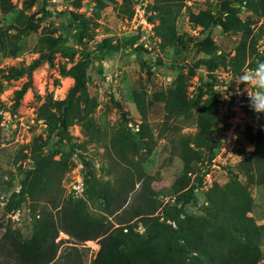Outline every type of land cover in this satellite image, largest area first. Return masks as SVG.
I'll use <instances>...</instances> for the list:
<instances>
[{"label":"rangeland","instance_id":"rangeland-1","mask_svg":"<svg viewBox=\"0 0 264 264\" xmlns=\"http://www.w3.org/2000/svg\"><path fill=\"white\" fill-rule=\"evenodd\" d=\"M44 3L52 15H43L40 8ZM154 3L155 0H0V238L5 234L21 240L29 238L34 218L42 214L50 215L58 224L61 204L72 197L68 189L74 152L83 165L85 189L80 198L85 201V211L103 217L113 227L134 209H144L153 201L158 204L154 215L176 202L177 193L171 185L183 167L177 151L181 150L183 138L192 136L197 127L194 119L185 117L165 121L163 97L169 89L181 85L187 99L196 95L200 99L198 107L192 108L193 115L206 105L200 112L205 118H214L216 107L210 100L208 76L216 70L234 71L238 63L242 69L252 61L260 62L258 55L264 54V13L258 0H185L172 8V14L152 12L150 6ZM141 5H146L147 18L152 17L155 22V36L138 25L140 20L133 21L134 9ZM70 12L86 19L79 39L72 36L73 29L68 27ZM200 12L212 18L201 15V22L196 23L194 16ZM215 19L226 25L211 24ZM238 20L250 28L245 36L246 53L240 58L235 54L242 31L233 29ZM64 33L69 34V45L78 50L74 57L67 59L55 53L51 62L42 59L40 40ZM134 36L137 38L131 45L129 40ZM105 39L125 47L100 60L96 52ZM249 44H253V50ZM83 60L88 62L87 91L97 101L91 113L96 130L90 128L86 132L81 122L73 119L68 135L58 141L39 117V110L49 99L66 96L74 83L72 68ZM35 62L28 74L6 77L10 67ZM263 114H258L262 128ZM116 139H130L137 147L135 153L126 151L125 161L118 155L122 141H118L117 148L113 144ZM31 149L67 164L60 181L54 178L47 193H41L37 201L20 193L26 171L33 167ZM246 149L239 151L242 158L255 147ZM199 160L191 161L192 174ZM235 173L242 182L245 180L239 163L220 171L218 179L225 184ZM129 176L132 186L130 183L126 195L119 199ZM249 188L254 198L250 215L258 224H264V189L253 184ZM197 200L176 202L182 205L181 218L191 214L207 216L205 205H198ZM116 205L120 207L115 208ZM135 220L138 217L132 221ZM180 222L184 233L185 221ZM137 229H141L140 223ZM262 233L259 264H264V229ZM100 238L78 241L58 229V255H69L53 264H93ZM184 259L189 264H203L202 257L192 252L185 253ZM3 261L0 257V264H6Z\"/></svg>","mask_w":264,"mask_h":264},{"label":"trees","instance_id":"trees-1","mask_svg":"<svg viewBox=\"0 0 264 264\" xmlns=\"http://www.w3.org/2000/svg\"><path fill=\"white\" fill-rule=\"evenodd\" d=\"M184 2L185 0H155L150 7L154 13L158 11L160 14L166 12L172 14V8ZM258 3L264 13V0H258ZM252 4L251 1L250 8L253 9ZM40 9L44 16L52 15L45 3ZM201 15L209 14L200 12L195 15L196 23L201 22ZM209 18L212 17L209 15ZM149 19L153 20L152 17ZM85 24L86 19L83 16L70 12L68 27L73 29L74 38H80ZM211 24L226 25L220 19L212 20ZM233 29L242 31V38L235 54L237 58H240L246 53L245 36L250 33V28L245 22L238 20ZM136 38L137 36L131 38L129 44L132 45ZM68 39V33L54 37L44 36L40 40L41 58L51 62L55 53L67 59L73 58L78 50L69 45ZM120 47H125V45L120 46L118 42L112 43L111 39H105L98 45L96 57L101 60L107 55L116 53ZM249 47L250 50L254 49L253 44H249ZM138 49L140 47L136 50ZM258 57L260 61H264V54ZM37 62L20 68L12 66L7 70L6 77L16 78L24 73L28 74ZM257 63L252 61L250 65L257 66ZM87 66L86 60L76 63L71 72L74 83L66 96L58 100L49 99L40 107L39 117L44 119L49 132L54 133L58 141H62L68 135V126L73 119L80 121L86 132L90 128L96 130L91 113L96 108L97 101L89 95L86 88ZM99 70L101 71L100 66ZM240 70V63H238V68H235L234 72ZM212 76L209 74L207 81L210 88L213 85ZM23 89L18 93H21ZM210 100L216 107L217 95L213 88ZM163 101L165 121L171 117H185L194 119L196 123L197 131L192 136L184 137L180 143L181 150L177 152L183 162V167L180 175L171 185V190L177 193L174 196L176 202L182 200L181 202L187 203L191 199L196 201L195 184H190L189 173L193 171L191 161L204 156H212L216 145L210 137L214 118L212 116L205 118L200 112L206 105H201L200 111L194 116L192 108L198 107L200 99L197 95L195 98L187 99L181 85L169 89ZM254 116L258 120V113L256 116L255 111ZM243 138L246 144H253L255 147L253 151L245 153L239 162V170L244 174L245 180L242 182L235 173L225 184H214L205 193L206 204H203L205 205L203 208L208 213L205 217L191 214L185 219L181 218L182 205L176 202L168 204L165 209H162L160 215H154L158 204L153 201L144 209H134L128 218L118 220V225L113 227L110 222H105L103 217H94L87 213L85 201L82 198L70 197L71 200H64L61 204L57 225L50 215L42 214L34 218L33 231L29 238L21 240L11 234H5L0 238V257H3L5 260L3 262L6 264L10 262H13L12 264H53L61 257L65 259L69 253L58 255L59 242L56 241L58 229H61L78 241L101 236L93 264H189L185 262L184 254L190 252L200 255L203 264H259L262 258L260 241L264 224H258L250 215L254 198L250 193L249 184L261 186L264 189V128L260 127L255 132L248 128L243 133ZM118 141H122L118 155L125 161L126 151L132 150V153H135L137 147L130 139H116L113 144L117 148ZM30 152L33 167L26 171L20 193L32 201H37L40 200L41 193L43 196L47 193L54 178L60 181L67 164L61 159H52V155L43 154L37 149H31ZM74 153L71 154V160ZM198 179L197 177L196 180ZM130 183L129 176L119 199L126 195L130 189ZM119 207L115 206V208ZM136 217L138 220L132 221ZM180 220L185 221L186 231L184 233H182ZM138 223L141 224L142 231L137 229ZM180 241L184 245H181ZM67 261V263L70 262Z\"/></svg>","mask_w":264,"mask_h":264},{"label":"built area","instance_id":"built-area-1","mask_svg":"<svg viewBox=\"0 0 264 264\" xmlns=\"http://www.w3.org/2000/svg\"><path fill=\"white\" fill-rule=\"evenodd\" d=\"M134 10L133 21L140 20L138 25H142L147 33L154 34L155 22L147 18L146 5L137 6ZM255 67L247 64L239 72H234L230 68L216 70L212 76V88L217 95V105L214 112V122L210 129V137L212 141L216 142V145L212 156L202 157L198 162L197 170L193 174L192 172L189 173L190 184H195L194 192L199 198L197 200L198 205L206 204L205 193L214 184H221L218 179L220 171L240 162L242 158L240 155L242 150L240 149L247 148L246 150H248L249 146H253V144L241 142V138L248 128L255 132L260 128V125L250 107L247 92L244 91L245 86H238L236 80L242 73L250 72ZM238 88L242 94H237ZM129 125L131 126V123ZM72 160L75 165L71 171L73 175L69 184L68 195L73 198H80L85 189L82 174L83 165L75 153L72 155ZM197 177L198 180H196ZM172 225L175 226L174 223ZM139 230L142 231V227Z\"/></svg>","mask_w":264,"mask_h":264},{"label":"clouds","instance_id":"clouds-1","mask_svg":"<svg viewBox=\"0 0 264 264\" xmlns=\"http://www.w3.org/2000/svg\"><path fill=\"white\" fill-rule=\"evenodd\" d=\"M236 84L245 86L244 91L247 92L251 109L258 114L264 113V61L258 62L250 72L242 73ZM237 94H242L239 88Z\"/></svg>","mask_w":264,"mask_h":264},{"label":"crops","instance_id":"crops-1","mask_svg":"<svg viewBox=\"0 0 264 264\" xmlns=\"http://www.w3.org/2000/svg\"><path fill=\"white\" fill-rule=\"evenodd\" d=\"M260 247H261V244H260ZM261 251H262V249H261ZM261 263H264V262H261Z\"/></svg>","mask_w":264,"mask_h":264}]
</instances>
